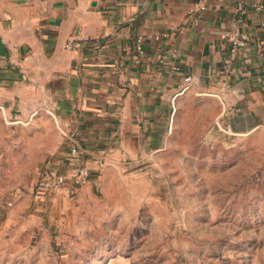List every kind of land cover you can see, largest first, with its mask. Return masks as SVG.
Here are the masks:
<instances>
[{"label": "crops", "instance_id": "1", "mask_svg": "<svg viewBox=\"0 0 264 264\" xmlns=\"http://www.w3.org/2000/svg\"><path fill=\"white\" fill-rule=\"evenodd\" d=\"M197 1L206 7L193 23ZM238 3L247 43L231 52L221 34ZM0 42V108L16 117L50 110L79 150L63 170L90 169L75 194L53 195L74 242L137 206L132 182L143 174L128 169L200 157L203 142L264 127V0H0ZM38 112L49 123L41 132L53 131Z\"/></svg>", "mask_w": 264, "mask_h": 264}, {"label": "rangeland", "instance_id": "2", "mask_svg": "<svg viewBox=\"0 0 264 264\" xmlns=\"http://www.w3.org/2000/svg\"><path fill=\"white\" fill-rule=\"evenodd\" d=\"M37 111L0 108V264H264V127L128 169L143 174L137 206L76 243L55 194L34 186L37 167L64 172L68 152L55 116L43 110L54 130L41 132Z\"/></svg>", "mask_w": 264, "mask_h": 264}, {"label": "built area", "instance_id": "3", "mask_svg": "<svg viewBox=\"0 0 264 264\" xmlns=\"http://www.w3.org/2000/svg\"><path fill=\"white\" fill-rule=\"evenodd\" d=\"M203 1L195 2L189 9V16L193 23H197L201 18L202 12L205 9ZM235 12L238 18L233 20L232 28L224 31L221 36L225 38L230 47L231 52H235L238 49L244 47L247 43L246 36L241 32L238 27V22L243 14L246 13V9L243 4L238 3L235 8ZM172 32V31H171ZM170 32H157L153 35L155 40L165 39ZM135 48L139 53H142L143 37L138 35L134 38ZM72 46V40H69L67 47ZM172 56L176 55L174 51ZM173 70H177L178 66L172 67ZM237 74L242 77H252L253 73L249 70L238 69ZM191 77L189 75L184 77L185 84L181 87L180 92L187 89L190 83ZM229 85V84H227ZM79 155V150L74 144H70L68 147L67 157L73 159ZM104 159L99 158L96 162V168L101 170L104 166ZM90 176V169L84 165L79 164L70 168L64 172H55L50 170L48 166H38L36 169V179L34 182L35 188L43 193L47 194H59L63 196H72L77 191V188L87 182Z\"/></svg>", "mask_w": 264, "mask_h": 264}, {"label": "water", "instance_id": "4", "mask_svg": "<svg viewBox=\"0 0 264 264\" xmlns=\"http://www.w3.org/2000/svg\"><path fill=\"white\" fill-rule=\"evenodd\" d=\"M2 52H3V49H2V44L0 42V53H2Z\"/></svg>", "mask_w": 264, "mask_h": 264}]
</instances>
